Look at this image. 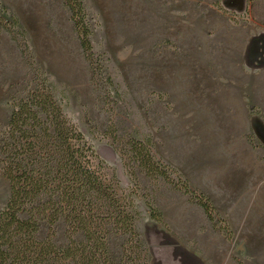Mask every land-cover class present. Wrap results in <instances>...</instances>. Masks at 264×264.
Masks as SVG:
<instances>
[{"label": "rangeland", "instance_id": "rangeland-1", "mask_svg": "<svg viewBox=\"0 0 264 264\" xmlns=\"http://www.w3.org/2000/svg\"><path fill=\"white\" fill-rule=\"evenodd\" d=\"M83 1L95 78L62 0H0V13L17 18L97 167L137 210L150 264H264V0ZM33 76L0 30V133ZM131 139L150 145L170 181L129 157ZM182 181L210 199L212 221ZM9 192L0 173V210ZM51 230L67 243L62 221H42L37 236ZM121 241L110 240L115 260Z\"/></svg>", "mask_w": 264, "mask_h": 264}, {"label": "trees", "instance_id": "trees-1", "mask_svg": "<svg viewBox=\"0 0 264 264\" xmlns=\"http://www.w3.org/2000/svg\"><path fill=\"white\" fill-rule=\"evenodd\" d=\"M62 3L95 78V56L100 54L93 48L84 1ZM17 24L16 17L0 13V30L9 33L34 76L23 95L13 99L0 133V173L10 188L0 210V264H150L149 247L136 228L137 210L119 195L117 181L97 167L95 150L64 112ZM128 152L147 175L170 181L147 142L131 139ZM179 188L191 193L208 219H214L206 195L196 196L187 181ZM150 214L162 221L154 207ZM42 221L51 227L62 221L67 243H55L53 230L39 238ZM113 236L122 237L119 260L111 253Z\"/></svg>", "mask_w": 264, "mask_h": 264}]
</instances>
